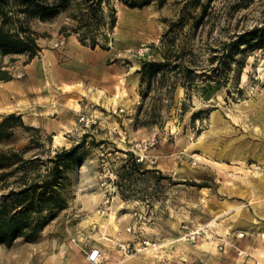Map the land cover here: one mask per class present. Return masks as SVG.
<instances>
[{"label": "rangeland", "instance_id": "1", "mask_svg": "<svg viewBox=\"0 0 264 264\" xmlns=\"http://www.w3.org/2000/svg\"><path fill=\"white\" fill-rule=\"evenodd\" d=\"M190 3L130 8L113 0L115 27L95 48L73 31L74 5L47 22L19 14L40 51L1 59L9 81L27 90L10 91L0 106V123L15 116L0 151L38 157L29 173L41 178L49 158L75 150L65 161L68 185L57 189L65 206L44 212L50 220L35 239L0 245V264H88L91 246L102 264H264V47L246 55L237 84L196 78L186 89L179 81L163 101L137 72L143 61L161 60V37ZM194 3L191 13H215L203 40L264 26V0ZM200 44L194 36L193 48ZM12 170L0 197L19 186L24 167L0 175ZM107 197L118 219L103 226L95 215L106 216L99 210Z\"/></svg>", "mask_w": 264, "mask_h": 264}, {"label": "trees", "instance_id": "2", "mask_svg": "<svg viewBox=\"0 0 264 264\" xmlns=\"http://www.w3.org/2000/svg\"><path fill=\"white\" fill-rule=\"evenodd\" d=\"M113 0H0V80H11L10 75L3 70L2 57L12 55H26L33 59L40 47L33 32L19 17L27 19L37 18L42 22L54 19L60 12L68 11L74 5L68 18L74 23L73 31L83 45L95 48L98 38H106L105 29H113L116 23L115 8L110 6ZM130 8L147 6L152 2L163 5L166 0H118ZM177 22L168 24V31L159 42L161 60L143 61L137 72L141 81L148 85L156 84L161 90L159 99L172 94L179 81L188 89L196 78L227 84L230 80L238 82L246 55L264 47V26L253 27L243 32H235L229 39L203 40L210 31L207 26L213 21L214 11H207L201 6L199 12L191 13L189 5L200 0H189ZM208 1V0H206ZM108 8V12L105 11ZM241 7V6H240ZM194 20L191 27L183 34L184 24ZM27 23V21H26ZM211 27V26H210ZM213 27H211L212 30ZM68 28L63 26L61 31ZM194 30H198V32ZM210 34V33H209ZM199 37L201 44L193 48V37ZM214 43H217L214 45ZM243 46V47H242ZM206 53L207 58H202ZM235 63L234 74H229ZM201 70L200 72H197ZM146 97V93L143 94ZM15 116L10 115L0 123V141L8 139L13 132L8 124ZM152 123V122H150ZM75 147L70 150L61 149L55 156L49 158L50 166L40 178L31 177L29 171L38 163V157L25 159L16 150L0 151V170L13 166L24 167V172L13 183L19 184L17 189H11L0 197V245H11L18 238L35 239L50 220V215H44L60 209L66 204V197L57 189H64L68 185L65 161L73 156ZM15 170V169H14ZM0 175V180L14 172Z\"/></svg>", "mask_w": 264, "mask_h": 264}, {"label": "built area", "instance_id": "3", "mask_svg": "<svg viewBox=\"0 0 264 264\" xmlns=\"http://www.w3.org/2000/svg\"><path fill=\"white\" fill-rule=\"evenodd\" d=\"M108 204H109V198L107 197V199L104 200L103 205L101 206L99 210V212L102 215L107 214L108 211L110 210V207ZM145 244H149V243L145 242ZM123 248H126V250H129L130 244L125 245ZM102 260H103V253L99 247L91 246L87 250L86 261L88 264H102Z\"/></svg>", "mask_w": 264, "mask_h": 264}, {"label": "crops", "instance_id": "4", "mask_svg": "<svg viewBox=\"0 0 264 264\" xmlns=\"http://www.w3.org/2000/svg\"><path fill=\"white\" fill-rule=\"evenodd\" d=\"M28 73V72H27ZM32 72L28 73L31 74ZM27 83L23 82V81H7L5 83H3L0 86V106L5 104L6 101H10L9 100V93H11L10 91L12 90H17V91H26L27 90ZM241 226H249V227H253L252 225H249L246 222H240L238 223ZM260 234H264V232L260 233Z\"/></svg>", "mask_w": 264, "mask_h": 264}, {"label": "bare ground", "instance_id": "5", "mask_svg": "<svg viewBox=\"0 0 264 264\" xmlns=\"http://www.w3.org/2000/svg\"><path fill=\"white\" fill-rule=\"evenodd\" d=\"M123 207V206H122ZM114 208V207H113ZM118 208V207H117ZM115 209V208H114ZM120 209V208H119ZM119 211V210H118ZM116 211H112L110 213H107L106 216H98L95 215V219L98 220L103 226L107 224H115V220L118 219L116 218ZM105 224V225H104ZM102 227V226H101ZM111 227V226H110ZM165 244V243H164Z\"/></svg>", "mask_w": 264, "mask_h": 264}]
</instances>
